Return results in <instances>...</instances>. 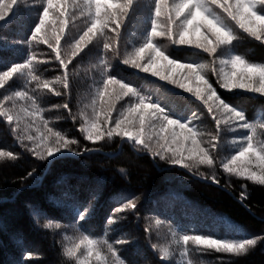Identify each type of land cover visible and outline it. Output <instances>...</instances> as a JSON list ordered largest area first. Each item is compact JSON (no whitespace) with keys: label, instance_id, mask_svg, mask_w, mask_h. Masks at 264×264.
<instances>
[{"label":"snow or ice","instance_id":"obj_1","mask_svg":"<svg viewBox=\"0 0 264 264\" xmlns=\"http://www.w3.org/2000/svg\"><path fill=\"white\" fill-rule=\"evenodd\" d=\"M36 2L39 8L29 25L30 35L25 40L15 41L17 45L27 46L23 62L9 66L7 61L0 60V68L5 69L0 70V90H3L0 92V123L6 122L15 141L31 154L34 163L39 162L43 171L53 174L76 159L99 151L55 130L51 122L43 118L48 109L42 105L40 97L46 90L64 98L50 107L66 110L68 118L79 123L80 135L92 145L120 138L137 152L165 164L179 165L213 185L221 183L218 167L243 181L264 185V138H261L264 137V119L250 118L245 108L235 102L249 98L244 94L264 98V60H253L237 51L239 43L248 38L264 46V0H148L150 17L141 42L132 44L130 49L123 30L138 24L141 0ZM18 11V0H0V22L7 23L6 17L11 13L10 19H13ZM80 17L84 18L82 25L75 24L73 21ZM157 37L166 39L168 46H162ZM94 41V47L99 50V62L94 67L100 79L94 82L88 102L80 107L78 101L74 112L71 104L75 72L69 66L74 69L88 56L93 50L89 45ZM41 44L51 49L63 70L51 80L40 75L37 67L38 63L47 61L34 63L33 48ZM113 60L136 70L134 76L149 74L165 83L155 84L143 77L136 85L124 77L117 78L112 74ZM14 76L23 82V90L5 87ZM211 77H215L219 89L226 91L218 93L210 82ZM234 89L240 91L234 92ZM183 93H190L195 100ZM122 100L125 102L117 107ZM201 106L215 125L210 133L194 123L202 111ZM226 132L239 133L231 140L230 154H224ZM5 158L15 161L18 157L11 151L0 150V160ZM202 166L210 171H201ZM25 179L32 181L30 187L44 184L43 172L37 173L36 167L21 177L22 182ZM67 184L68 179L60 175L52 185L58 195L48 198L74 232L73 236L67 232L63 235L62 255L67 264H129L120 255L123 249L117 246L128 245L131 240L123 234L109 236L117 231L116 226L123 218L119 214L131 211L136 215L140 197L121 194L113 200L104 219L102 235L94 236L88 226L95 218V203L101 199L104 185L95 183L87 199L81 200L67 190ZM245 189L246 185L242 184L239 193L242 203L247 199ZM29 207L34 222L39 223L41 216L44 217L43 229L55 232L64 226L34 206ZM162 225L168 228L170 240L163 244L150 243V248L158 253L160 264H172L177 251L184 258L178 264H192L187 259L189 245L236 257L247 255L259 239L242 235L235 226L229 228L235 232L234 238L188 234L156 219L144 228L149 241L154 230L157 239L160 238ZM32 255L27 251L23 253L25 264Z\"/></svg>","mask_w":264,"mask_h":264},{"label":"trees","instance_id":"obj_2","mask_svg":"<svg viewBox=\"0 0 264 264\" xmlns=\"http://www.w3.org/2000/svg\"><path fill=\"white\" fill-rule=\"evenodd\" d=\"M18 8L15 18L10 19L12 18L10 14L6 17L7 23L0 22V60L7 61L9 66L14 62H23L27 54V46L17 45L15 41L25 40L30 35L29 25L35 18L39 5L36 0H24L23 3L18 0ZM149 17L148 0H141L138 24L123 30L125 41L130 42L127 44L129 49L132 44L138 45L141 42ZM83 19L80 17L73 22L82 25ZM156 40L162 46H168V41L163 37H157ZM94 44L95 41L93 45H89L93 50L88 56L81 53L84 58L74 69L69 66L70 70L75 72L71 104L74 112L77 111L78 101L80 107L88 102L94 82L100 79L94 67L99 62V50ZM33 51L34 63L40 60L47 61L37 64L40 75L51 80L56 75L62 74L63 70L59 68L58 63L49 57L50 48L46 50L45 45L41 44L38 47L34 46ZM237 51L246 54L250 59L264 60V46L251 38L242 40ZM181 62H183L182 58ZM73 63L75 64L76 61ZM112 64L113 75L117 78L124 77L133 84L139 85L143 77L154 81L155 84L165 83L149 74L134 76L136 70L119 61L113 60ZM0 70L5 69L0 68ZM210 82L218 89V93L226 91L219 89L215 84V77H211ZM22 84L23 82L16 80L14 76L12 80L6 82L5 87L23 90ZM146 87H154V85H146ZM167 87L173 86L167 85ZM175 91L182 92L180 89ZM183 95L195 100L190 93ZM244 95L249 98L235 102L245 108L250 118L258 121L264 119V106H262L264 98L259 97L258 94ZM40 99L42 105L48 109L43 113V118L49 120L55 130L64 132L69 138L80 140L82 145L96 147L99 151L78 158L70 165L50 174L43 171L39 162L34 163L31 154L19 146L6 127V122L0 123V150L11 151L18 157L15 161H9L7 158L0 160V264H25L22 260L25 251L33 254L26 264H67L66 258L62 255L63 235L67 232L69 236H73L74 232L62 212L48 199L49 196L58 195L52 185L60 175L68 179L67 190L81 200L87 199L89 190L95 183L100 182L104 185L101 199L98 203L94 202L95 218L88 226L89 233L94 236L102 235L104 219L109 213L113 200L118 199L121 194L140 197L136 215L134 216L131 211L119 214L123 218L116 226L117 231L110 233L109 236L114 238L123 234L131 240L128 245L117 246L123 249L120 255L129 261V264L133 261L135 264H160L158 253L150 248V243L163 244L166 240H170L168 228L161 226L159 239L154 230L151 241L144 232V228L149 223H154L156 219L164 221L166 225L179 232L188 234H204L221 239L234 238L235 232L230 231L229 228L235 226L242 235L259 238L254 249H251L247 255L239 257L229 253H216L214 249L204 250L203 246L189 245L187 259L191 260L192 264H201V261L204 264H264V185L243 181L239 177L224 173L219 167L216 171L221 183L219 186L213 185L179 165L165 164L158 159L153 160L148 154L137 152L129 143L121 142L120 138L92 145L80 135L79 123H73L68 118L66 110L50 107L61 103L63 97H55L45 90V94ZM124 102V100L118 102L117 107ZM199 103L196 101V104ZM201 108L202 111L194 123L204 132L210 133L214 131L215 125L207 115V110L203 109V106ZM238 134L225 133L224 154L231 153L233 147L231 140ZM33 167L37 168V173L43 172V185L36 184L30 187L31 180L21 181V177ZM120 169L124 171L121 172ZM201 171L207 173L210 169L202 166ZM242 184L246 185L247 192V199L243 203L239 199ZM29 205L46 213L47 217L60 221L64 226L55 232L43 229L44 217L41 216L39 223L34 222ZM221 217L224 219L221 220ZM224 221H229L230 224ZM183 260L184 258L177 251L172 257V264H178Z\"/></svg>","mask_w":264,"mask_h":264},{"label":"rangeland","instance_id":"obj_3","mask_svg":"<svg viewBox=\"0 0 264 264\" xmlns=\"http://www.w3.org/2000/svg\"><path fill=\"white\" fill-rule=\"evenodd\" d=\"M14 8H15V6H13ZM11 14V13H10ZM9 14V15H10ZM62 43H63V40H62ZM45 47H46V50H48L49 48L47 47V45H45ZM48 54H49V57L50 58H52L54 61H55V54L54 53H52L51 51L50 52H48ZM52 54V55H51ZM56 63H58L57 61H55ZM263 231H264V228H263ZM264 233V232H263Z\"/></svg>","mask_w":264,"mask_h":264}]
</instances>
